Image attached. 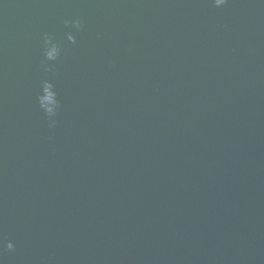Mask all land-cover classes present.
Returning a JSON list of instances; mask_svg holds the SVG:
<instances>
[{"label": "water", "instance_id": "obj_1", "mask_svg": "<svg viewBox=\"0 0 264 264\" xmlns=\"http://www.w3.org/2000/svg\"><path fill=\"white\" fill-rule=\"evenodd\" d=\"M0 264H264V0H0Z\"/></svg>", "mask_w": 264, "mask_h": 264}]
</instances>
